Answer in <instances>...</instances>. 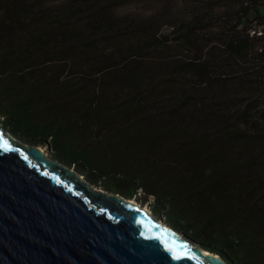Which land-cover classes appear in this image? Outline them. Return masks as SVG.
<instances>
[{
  "label": "trees",
  "instance_id": "trees-1",
  "mask_svg": "<svg viewBox=\"0 0 264 264\" xmlns=\"http://www.w3.org/2000/svg\"><path fill=\"white\" fill-rule=\"evenodd\" d=\"M56 1L0 0L5 128L31 144L49 142L52 156L90 183L104 177L128 198L154 195L155 212L164 205L171 224L229 264H264V108L260 119L249 115L263 104L264 36L250 30L264 27V0H234L236 22L218 38L226 50L194 52L168 72L149 65L154 56L144 51L155 40H139L147 28L115 16L120 0ZM199 25L176 39L194 47ZM129 37L137 39L121 42ZM96 40L118 56H78ZM239 60L251 66L232 74ZM115 87L129 91L112 96ZM205 88L245 108L230 116L202 99Z\"/></svg>",
  "mask_w": 264,
  "mask_h": 264
},
{
  "label": "water",
  "instance_id": "water-1",
  "mask_svg": "<svg viewBox=\"0 0 264 264\" xmlns=\"http://www.w3.org/2000/svg\"><path fill=\"white\" fill-rule=\"evenodd\" d=\"M159 223L0 126V264H227Z\"/></svg>",
  "mask_w": 264,
  "mask_h": 264
},
{
  "label": "rangeland",
  "instance_id": "rangeland-1",
  "mask_svg": "<svg viewBox=\"0 0 264 264\" xmlns=\"http://www.w3.org/2000/svg\"><path fill=\"white\" fill-rule=\"evenodd\" d=\"M64 2H66V0H58L54 5L55 7L62 6ZM235 9L236 4H234V0H120L119 6L115 11V16L127 22L124 26L129 25L131 28V26L134 27L142 24L144 28H147V32L144 35L141 33L139 34V40L144 38H152L155 40V44L144 51L146 56H154L150 57V60H148L149 65L152 67V64H155V66H158L163 72H168V69L171 70L181 60L192 59L194 52L202 56H209L210 53L217 56L221 51L226 50V47L218 41V38L225 39L228 36V22H232L233 24L236 22V19H233ZM259 13L261 17H264V4L259 6ZM196 21L201 22V25H199L200 29L196 34L195 48L183 46L181 40H177L176 38L185 32V29H182L183 27L191 23L195 24ZM85 26L86 24L80 25L81 28ZM130 28L128 29L129 31ZM101 38H103V35H100L99 39L101 40ZM136 39L137 38L133 39L129 37L127 40L122 39L121 42L129 43L134 42ZM107 55L118 56L116 47L113 44L98 43L97 40L94 48L84 54H81V51L78 53V56ZM242 66L250 67L251 65L245 64L244 61L239 60L238 65L231 67L230 72L236 74L242 71ZM78 81L79 80H75V83ZM125 91L126 92H122L120 88L115 87L112 89V96L118 93H127L129 88H125ZM257 93V96H255L260 99L263 104L257 103V108H253L249 113L255 120L260 119L261 110L264 108V90ZM200 96L202 99L208 100L216 106H223L224 110L230 114V116L238 115L245 108V106L241 107L240 101L235 100L236 98L233 94H227L226 91L222 92L220 89L212 88V90H210L205 88L201 91ZM3 121V117L0 116V126L8 134L14 136L20 144L25 147H34L43 151L48 160L56 161L67 167L94 190L108 194L115 193L105 187L104 177H101L97 183H90L87 180V173L85 171L81 169L78 170L74 166H69L57 161L52 156L53 151L49 142L28 143L26 139L17 137L11 131L7 130ZM129 199L132 202H136V204L143 209L152 211L153 215L156 216L159 221L175 229L193 246L199 248L203 247L200 242L192 239L190 231L177 229L168 221L164 205L160 209V212L154 211L153 206L156 205L154 195H147L142 190H139L136 196L130 197ZM208 252L212 253L210 250H208ZM227 264L229 263L227 262Z\"/></svg>",
  "mask_w": 264,
  "mask_h": 264
},
{
  "label": "built area",
  "instance_id": "built-area-1",
  "mask_svg": "<svg viewBox=\"0 0 264 264\" xmlns=\"http://www.w3.org/2000/svg\"><path fill=\"white\" fill-rule=\"evenodd\" d=\"M250 36L252 37H262L264 36V27L263 26H253L250 30Z\"/></svg>",
  "mask_w": 264,
  "mask_h": 264
},
{
  "label": "bare ground",
  "instance_id": "bare-ground-1",
  "mask_svg": "<svg viewBox=\"0 0 264 264\" xmlns=\"http://www.w3.org/2000/svg\"><path fill=\"white\" fill-rule=\"evenodd\" d=\"M42 152H43V151H42ZM144 210H146V209H144ZM146 211H147V212H150L151 214H153L152 211H149V210H146ZM205 254L208 255V254H211V253H210V252H205ZM212 254H214V253H212ZM214 256H215L216 258H220L219 255H217V254H214Z\"/></svg>",
  "mask_w": 264,
  "mask_h": 264
}]
</instances>
